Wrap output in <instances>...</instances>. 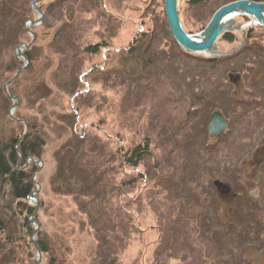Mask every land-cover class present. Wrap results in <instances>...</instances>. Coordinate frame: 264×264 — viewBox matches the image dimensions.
I'll return each mask as SVG.
<instances>
[{"label":"rangeland","instance_id":"rangeland-1","mask_svg":"<svg viewBox=\"0 0 264 264\" xmlns=\"http://www.w3.org/2000/svg\"><path fill=\"white\" fill-rule=\"evenodd\" d=\"M54 1L37 4L43 16L31 27L34 36L38 32L41 62L34 71L41 69L51 90L44 101L50 143L42 167L35 164L39 189L36 199L28 197L26 202L33 211L16 215L0 203V264H36L32 237L37 245L47 242L49 252L41 253V264L50 259L59 264H264V27L250 25L249 17H235L233 26L240 28L225 34L233 40L220 37L216 45L224 53L240 49L212 57L183 51L176 44L164 0H66L53 4L46 16L44 6ZM221 1L177 0L184 30L201 31ZM18 2L0 0L8 7ZM91 3L94 6H88ZM61 11L74 21L70 41L56 36L67 19L59 17ZM32 14L38 17L34 10ZM15 31L0 24V82L2 65L11 52L15 56V47L31 43L25 54L36 39L24 28L25 39L15 45ZM146 33L152 37L143 54L129 56L131 62H142L135 74L125 50ZM54 36L76 60L64 71L59 67L63 56L57 60L49 50ZM85 45L99 50L83 54ZM32 51L35 56L38 49ZM15 58L24 65L25 60ZM21 82L15 89L22 88ZM32 100H20L13 116H31ZM11 104L3 113L8 115ZM215 111L228 122L219 136L207 132ZM144 139L150 141L158 164L150 156L134 169L123 166L119 174L112 152ZM62 157L63 183L57 190V159ZM26 166L19 162L20 170ZM181 176L185 187L177 200L193 198L183 214L193 220L185 228L176 221L181 206L175 208L174 199H165L175 193ZM125 183L120 205L132 213L117 216L119 199L111 196ZM237 196L244 201L234 208ZM29 217L38 225L36 234ZM196 223L208 233L183 241V233L191 235ZM163 227L173 230L175 252L162 249Z\"/></svg>","mask_w":264,"mask_h":264},{"label":"trees","instance_id":"trees-1","mask_svg":"<svg viewBox=\"0 0 264 264\" xmlns=\"http://www.w3.org/2000/svg\"><path fill=\"white\" fill-rule=\"evenodd\" d=\"M18 1L19 2L17 6L15 7H8L5 4L0 3L1 11H2L0 15V24L8 25L9 28L13 26L14 30H16L14 32V37H13L14 39L13 43L15 45L23 41L26 37L25 35L26 33L23 28V22L27 19H35V16L32 14L33 10L31 9V6H29L33 0H18ZM79 1L81 0H72L70 2L78 3ZM95 1H96V4H98L100 0H94V3ZM200 1L203 2L204 0H200ZM232 1H236V0H222L221 3H217L215 6L217 5L222 6V5H225V3L232 2ZM253 1L264 2V0H253ZM57 2H59V4L61 3L67 4L66 2L68 1L56 0L50 3V5H45V6L43 5L46 8L44 9V13L46 16H49V12L51 11L53 7L52 5ZM83 2L86 3L89 1L83 0L82 3ZM82 3L81 4L79 3L81 7L83 6ZM88 6H94V5L93 3H91V4H88ZM42 10H43V7H42ZM62 15L67 17V19H65L66 21H64V26L56 31V36L58 37L61 36L63 37V39H67L68 41H70L71 40L70 36L72 34V31L74 30V27H73L74 21L72 20V22H69L71 18V17L70 18L68 17L69 13L65 14V13H62L61 11V13H59V17L61 18ZM32 30L34 31L33 28ZM35 37L36 39L33 42V45L27 51H25L26 56L31 62L29 67L24 72H22L17 77V80H15L8 87V93L10 92L9 94L15 95L18 98L19 103H20V100L22 101L24 100V98L28 99L30 97H33L31 106L34 108L33 110L35 111L34 113L32 112L31 116L29 117L21 116L19 112H16L14 114V117L16 119L23 120L26 122V125L28 127V132L24 137H22V135L26 131L25 124L20 121L13 120L9 118L7 113H3V110L5 109V107L7 108L9 104H11V101L7 98V96L3 92L2 85H0V203L6 206L7 209L11 210L16 215H18L19 212H22V210H25L27 213H31L33 211V208L26 206V202L28 200L30 193L35 188L34 181L32 180V175H33V172L38 169V167L33 162H29L26 168L21 169V170H17L16 164L19 161L20 166H24L25 161L28 157L34 158L35 160H39V159L42 160L43 155L47 151L48 142L50 143V141H48V138H47L44 101L47 100V98L48 99L50 98L49 95H51V90L50 88L47 89L46 87L47 84H45L44 82V77H43V74L41 73V69H39L40 71L38 70L34 71V69L41 67L38 32L36 31H35ZM151 37L152 36L149 33L141 34L138 39H135L134 41L130 43V47L128 48V50H125V56L126 58H128L127 60H129V63H130L129 65L135 74L139 72L137 68L142 69L141 68L142 62L136 64V62H139V58H134V57H133L134 60L137 59V61L131 62L129 56L133 54H135L134 56H137V52L143 54L142 52L146 49L147 45L150 43ZM221 37L223 39H226V41L233 40L232 35L230 34H227V35L224 34ZM57 42L58 41H57V38H55V36L54 38L51 37V41L49 42V46L51 47L49 50H51L52 54L55 56L57 60L59 56H63V59L59 60L60 61L59 67L61 71H64L65 68H67L71 64V62H73V65H74L76 63V60L74 61L72 60L73 58L72 51L70 52L69 50H67V48L64 47V45H61V44L58 45ZM101 46H105V44H101ZM36 49H38V51L37 53H35V56H34L32 50H36ZM82 49H83V54L87 53L89 55H95L99 50L97 45L95 46L85 45L84 48ZM46 61L47 60H45V62ZM51 63H52L51 60L47 62L46 64L47 68H49ZM21 67H23V63L17 58H15V56L13 55V52H11L9 55L8 61H6V63L2 65V72L4 74V79L1 80L0 84L5 80L10 79ZM53 71L54 70L52 69L51 72ZM17 81H22L21 82L22 88H19L18 90L15 89V85H16L15 83ZM14 89L17 91V93L15 92ZM150 144L151 143L149 140L144 139L143 142H141L140 144L134 145L132 148H128L124 150L123 152L122 150L112 152L113 155L111 156V158L113 159V161L115 160L114 162H118L117 167H113V168L119 169V174H121L120 170L123 166L134 169L140 164H144V162H146L149 158H152L150 156H153V158L156 159L157 157L154 156V152L152 151ZM212 144L213 143H211V145ZM19 153L22 156L21 159H20ZM57 160H58L57 163H58L59 172L55 176V182L58 183L56 188L57 190H59L63 183L61 182V176H60L63 157L62 159L59 158ZM157 164H158V161H157ZM78 165L79 163L78 164L76 163L77 167ZM152 166H153L152 167L153 169L158 170V168L155 167L158 165H155V166L152 165ZM123 180L125 181L126 179H123ZM183 180L184 178L182 177V179L178 182V184L175 185V188H176L175 193L171 192V194H167L168 196L165 199H167L166 201H169V202L172 199H174L175 208H177L176 206L178 207L181 206L182 211H180V217L178 214L176 215L177 217L176 221L178 222V226L179 224L181 226V223L183 222L185 224L183 228H185L188 222L193 220V219L191 220L187 219L183 216V214L184 215L186 214V212L184 211L190 208V205L192 203L191 201L193 200V198H191L190 196L188 197L189 198L188 200L184 196H182L181 198H179V200H177L178 199L177 196L180 193V190H182L183 185L185 187ZM126 187H127V184L125 183L119 189L120 192H118V190H113V193L111 196L112 199L116 197L119 199L117 200L118 205H119L118 213H116L117 216H121V214H124V212H126L129 215H131L132 213L130 210L129 212L126 211L128 209L126 208L125 205L124 207L120 205L121 204L120 194L124 193L125 191L124 189ZM247 197L248 196H246L245 200H248ZM240 200L244 201L242 198L237 196L235 201H233L234 202L233 205H235L234 208H236ZM177 201L179 203H177ZM158 224H159L158 226L160 227L163 226L162 221H159ZM202 227L204 226L202 225ZM202 227L200 228V224L196 223L195 227L190 229L191 235H189L188 232H186L185 234L183 233L184 235L182 237L183 241H185L187 237H191V236L199 237L198 235L208 233V231L207 232L202 231ZM163 230H165V234H164V238L161 240V243H163L162 249L164 251L167 250L169 252L171 250L174 251L176 245L175 243L170 242V238H171V234L173 230H171L170 228L169 229L165 228V227H163ZM202 237L204 238V236ZM202 237L200 238L202 239ZM173 241L176 242L177 240L173 238ZM38 247L42 254L44 253L48 254L49 248L47 247L46 241L45 242L40 241ZM179 256L181 257L182 261L187 260L186 255L179 253ZM48 264H59V263H56V261H54L53 259H50L48 261ZM182 264H184V262H182Z\"/></svg>","mask_w":264,"mask_h":264},{"label":"water","instance_id":"water-1","mask_svg":"<svg viewBox=\"0 0 264 264\" xmlns=\"http://www.w3.org/2000/svg\"><path fill=\"white\" fill-rule=\"evenodd\" d=\"M42 0H33L31 3V7L35 13L38 15V19H27L24 23V28L27 33L32 36V40H34V33L31 31V27L33 25H37L39 21H41L43 12L40 8L37 7V4ZM177 0H164V13L166 14V23L168 24L169 32L173 36L176 44L184 51L189 53H197L202 55H210L212 57L217 56H228L231 55L240 49V47L236 48L235 51H230L228 53L220 52L217 50L216 41L222 35L230 32L231 30H235L240 28V25H237L235 28L233 26V19L237 16L249 17L251 19L250 25H256L264 27V2H256L253 0H236L232 2L225 3V5L220 6L216 9L215 13L208 20V23L204 26V28L194 34H188L184 28L182 23L179 21V15L176 8ZM31 44V43H30ZM30 44H26L25 42H21L15 47V56L25 60L23 67H21L3 86V89L6 93L8 99L12 101V104L9 108L8 115L10 118L15 119L13 116V110L18 105V98L15 95H11L8 93L7 87L28 67L29 59L23 54V50H26ZM210 123L207 128V132L214 136H219L220 134L226 132L228 128V122L225 120L223 115L215 111L212 114L210 119ZM26 126V131L22 135L24 137L28 132V127L26 122L20 120ZM21 137V138H22ZM16 147V146H15ZM20 159L21 154L19 153ZM29 162H33L40 167H42V161L35 160L34 158L28 157L25 161L26 166ZM17 170L19 168V161L16 164ZM36 174V173H35ZM34 174V175H35ZM33 175V181L36 184V189L33 190L29 198L36 199L35 195L39 189V184L35 182V178ZM30 222H32L35 226L34 233L38 231V225L34 222L30 217L28 218ZM31 243L34 245L37 253V263L41 264V251L38 245L34 242L33 237L31 238Z\"/></svg>","mask_w":264,"mask_h":264},{"label":"bare ground","instance_id":"bare-ground-1","mask_svg":"<svg viewBox=\"0 0 264 264\" xmlns=\"http://www.w3.org/2000/svg\"><path fill=\"white\" fill-rule=\"evenodd\" d=\"M177 5H178V3L176 4V8H177ZM178 15H179V12H178ZM179 21H180V17H179ZM181 22V21H180ZM183 25V24H182Z\"/></svg>","mask_w":264,"mask_h":264}]
</instances>
